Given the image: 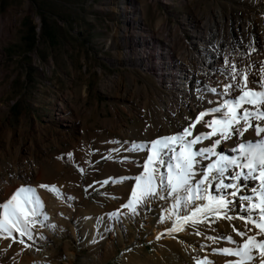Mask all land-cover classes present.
<instances>
[{
  "label": "rangeland",
  "instance_id": "1",
  "mask_svg": "<svg viewBox=\"0 0 264 264\" xmlns=\"http://www.w3.org/2000/svg\"><path fill=\"white\" fill-rule=\"evenodd\" d=\"M253 19L251 34L245 29ZM259 24L264 0H0V203L12 197L5 194L7 182L21 183L36 190L48 217L29 213L31 239L18 230L0 232V253L15 264H235L238 257L217 250L240 248L248 237L264 241L258 228L240 218L248 213L238 197H231L225 215L205 219L197 213L184 222L207 201L174 207L167 193L143 202L130 196L150 154L135 145L177 134L198 113L223 107L220 102L237 94H220L229 81L202 78L196 58L212 45L198 40L209 42L219 33L223 46L230 40L241 49L256 39ZM178 66L195 77L188 98L163 78ZM176 81L183 90L188 86ZM214 118L219 114L205 115L193 136L211 133L204 121ZM250 134L251 128L241 139ZM217 139L212 135L195 147ZM226 142L221 140L216 156L198 158L195 180L224 154ZM242 185L240 195L256 197L258 205L259 192L247 189H259L260 182ZM214 188L209 194L224 195ZM129 202L135 213L125 206ZM220 236L236 243L210 239ZM251 264H259V257Z\"/></svg>",
  "mask_w": 264,
  "mask_h": 264
},
{
  "label": "snow or ice",
  "instance_id": "2",
  "mask_svg": "<svg viewBox=\"0 0 264 264\" xmlns=\"http://www.w3.org/2000/svg\"><path fill=\"white\" fill-rule=\"evenodd\" d=\"M230 67L232 72L228 75L229 82L222 86L223 90L220 94H230L229 90L237 94L232 96L230 100L220 102L223 107L218 105L198 113L197 117L177 134L160 137L147 144L134 146L136 151L144 150L150 154L145 156L147 163L141 167L143 174H137L133 178L136 190L132 191L130 196L132 201L143 202L148 197L165 199L164 193H167L173 196L174 207L181 206V201L184 202V207L196 200L207 201L206 206L197 205L191 216L184 215V222L191 220L197 213L204 214L205 219L209 215L215 217L225 215L223 210L228 208L230 203H234L231 197H238L241 201L242 210L248 213L247 216L240 218L246 224L252 223L259 229L260 234L264 235V77L254 79L251 82L252 87L248 88V70L243 68L236 70L234 64ZM260 71H264V69H260ZM237 77L239 78L237 79ZM210 91L215 93L217 89L212 88ZM209 103H213V101H209ZM244 105L248 107H244ZM213 114H219L220 118L204 121V124L212 129L211 133L198 132L193 136L195 124L205 115ZM257 121L262 123H256ZM214 125L218 126V129L213 127ZM249 128L253 130L256 136L261 137V140L259 143L253 141L239 143L238 151L243 154V163H238L236 159L221 155L219 160L204 165V171L199 173L201 178L195 180L198 174V158L207 160L216 156L215 149L222 139L226 140L233 135L238 138L243 137ZM212 135H216L220 139L213 141L210 146L195 147L204 140L210 139ZM188 137L192 138L188 139ZM230 167H235L239 171L225 175ZM161 168L166 170V174L160 171ZM241 179L260 182V188L253 189V192H259L258 205L252 202L256 197L240 195L241 190L245 187L239 183ZM213 183H215L214 191L223 192L224 195L213 196L209 194V189L213 187ZM41 187L56 191L51 186L42 185ZM125 206L131 208L135 213L136 208L132 202ZM0 208L3 209L4 216V219L0 220V232L18 230L21 236L27 235L29 239L32 238V232L29 228V213L32 216L39 215L45 221L48 219L47 215L42 212L41 200L32 187L22 186L7 202L0 203ZM254 210H258L255 217L252 215ZM227 218L236 217L229 216ZM179 228L178 223L176 227L170 230L169 234L179 230ZM234 231L242 237L245 236L244 232L235 228ZM210 239L236 243L231 236L210 237ZM20 242L23 243V240ZM217 252L222 255L238 257L239 259L235 261V264H251L257 256L259 257V264H264V241L257 240L255 237H248L247 242L240 248H222L218 249ZM254 252L256 256L253 255ZM204 264H210V262L205 261Z\"/></svg>",
  "mask_w": 264,
  "mask_h": 264
},
{
  "label": "bare ground",
  "instance_id": "3",
  "mask_svg": "<svg viewBox=\"0 0 264 264\" xmlns=\"http://www.w3.org/2000/svg\"><path fill=\"white\" fill-rule=\"evenodd\" d=\"M170 1V0H166ZM255 23L256 20L253 19V22L251 27L249 29H245L246 31H249L251 33L252 31L255 32ZM248 25V24H247ZM140 26V25H136ZM213 26V32H217L218 30V24H214ZM259 29L256 31V39L255 37H252L251 41L247 44L243 45V47L240 49L239 46H234L233 43L229 41H224V46L222 45V42L220 41V37L218 35H210V41L204 42V39L201 38L198 40V44L204 45V47L207 45L211 46V50H204L205 53L202 55V57H195L196 62H198L201 72H202V78L204 80H221L220 83L228 82V75L232 72V68L230 65L234 64L236 67V70L239 69H245L248 70L247 75V87L251 88L252 84L251 82L254 79H260L264 77V71H260V69H264V25H258ZM139 28V27H138ZM141 29V27H140ZM220 32V31H219ZM214 34V33H213ZM252 34V33H251ZM217 36V37H216ZM206 44V45H205ZM169 50V49H168ZM241 50V51H240ZM169 66V65H168ZM177 70L179 73H177ZM176 74H165L163 76L164 81H171L175 89L180 90L182 95L185 98H188L189 96V90L191 82L195 79L185 68H180V66L176 67L175 69ZM162 78V79H163ZM239 77H237L238 79ZM177 79H180L181 82L184 81V84L186 83L188 86L185 87L183 90L181 86L179 85V81H176ZM196 81V80H195ZM61 104V109H65ZM58 121H64L65 118L63 115H58ZM256 123H262L260 121H257ZM66 126V123H64ZM249 135V134H248ZM251 135V134H250ZM245 139V140H244ZM242 140L241 137H235L232 139H227V142L223 144L222 148L224 150L223 156L230 158V159H236L239 163V161H243V154L238 151V145L239 143H246L248 141H253L255 143H259L261 140V137L256 136L255 134L251 136H245ZM236 149V150H234ZM234 171H239V169H236L235 167H230L229 172L227 175H230ZM245 171H247L245 169ZM30 181L37 183L38 179L35 176V173L30 172L29 173ZM240 184H243V179L239 181ZM253 183V182H252ZM20 184L17 186H12V184H9L7 182L5 194L7 196L13 194L20 188ZM254 184H251L250 186H254ZM252 187L248 188V194L253 193ZM19 199V198H18ZM0 264H15L13 261L7 258L5 254L0 253Z\"/></svg>",
  "mask_w": 264,
  "mask_h": 264
}]
</instances>
